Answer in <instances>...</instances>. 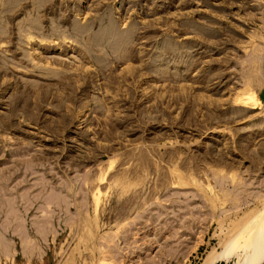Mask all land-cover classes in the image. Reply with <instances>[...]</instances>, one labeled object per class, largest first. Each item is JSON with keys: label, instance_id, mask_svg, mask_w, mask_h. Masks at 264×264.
<instances>
[{"label": "rangeland", "instance_id": "rangeland-1", "mask_svg": "<svg viewBox=\"0 0 264 264\" xmlns=\"http://www.w3.org/2000/svg\"><path fill=\"white\" fill-rule=\"evenodd\" d=\"M263 217L264 0H0V264H250Z\"/></svg>", "mask_w": 264, "mask_h": 264}, {"label": "bare ground", "instance_id": "bare-ground-1", "mask_svg": "<svg viewBox=\"0 0 264 264\" xmlns=\"http://www.w3.org/2000/svg\"><path fill=\"white\" fill-rule=\"evenodd\" d=\"M263 219V220H262ZM260 221H261V223H260V225H259V227H258V231H256V227L254 228L255 229V233L257 234V236L258 235H260V236H262V235H264V217L262 218ZM259 220H258V223L260 222ZM258 223L256 224V225H258ZM253 229V230H254ZM251 230V229H250ZM249 231V230H248ZM253 231H251V232H249V233H252ZM256 234H254V235H252V237H251V241H253V242H255L257 239H259L257 236H256ZM248 236H250V235H248ZM249 239V238H248ZM262 239V238H261ZM247 241V240H246ZM258 241V240H257ZM261 241H264V239L263 240H261ZM261 241H259V242H261ZM254 247V252H253V254H254V256L251 258L252 260H251V262H250V264H264V242L263 243H256L255 242V246H253ZM252 254V255H253Z\"/></svg>", "mask_w": 264, "mask_h": 264}]
</instances>
